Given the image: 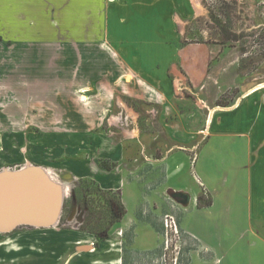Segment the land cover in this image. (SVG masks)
<instances>
[{
	"label": "crops",
	"instance_id": "obj_1",
	"mask_svg": "<svg viewBox=\"0 0 264 264\" xmlns=\"http://www.w3.org/2000/svg\"><path fill=\"white\" fill-rule=\"evenodd\" d=\"M168 1L0 0V119H9V106L15 103L4 95L5 91L6 93L8 91L5 89H9L10 86L7 79L8 72L12 70L19 73L21 70H26L25 56L29 58L31 56L29 60L34 63L29 66L30 68L52 65L50 83L52 107H46L50 115L45 118L52 119V129L48 134L52 137L80 136L78 149V146L72 149V147L68 148L70 146L68 144L55 142L52 155L69 160L73 168L82 169V178L94 181L102 190L119 191L121 203L125 208L126 225L135 215L146 217L144 222L146 228L143 230V237L138 241L140 246L148 242L153 244L154 241H150L145 232H150L156 240L151 230L160 222L161 217L170 215L176 218L178 227L184 234L183 241L186 239L192 246L187 264H264L262 255L264 191L260 189V185L264 187V89L250 95H246L249 91L247 90L230 104L233 106H228L225 111H216L209 126L206 125L208 116L206 112L205 135L202 134L201 128L198 130L186 128L184 126L186 123L182 119L174 121L169 117H161L157 128L161 138L154 139L158 135L155 130L146 132L142 137L143 141L131 135L125 136L121 142L114 137L117 134L115 126L111 127L108 123L111 105L104 106L100 100H97V103L92 102L93 107H91L89 103H85L88 101H84L79 107L74 108L68 93L70 89L79 85L78 81L69 83L67 78L58 80L56 74L58 71L70 72L74 79L83 72L87 76L90 70L104 73L117 72L110 75L108 79L111 81H106L107 84L103 86L107 85L114 92H123L130 97L141 99L144 96L139 95V91L145 90L148 94L146 89H152L156 93L151 95L152 101L157 105H166L169 99V86L164 78L167 67L159 68V64L157 65L154 59L170 53L169 29H167ZM154 8L156 12L153 11ZM138 16L144 18L139 20ZM154 16H156L155 37L151 28ZM145 18L151 22L148 23ZM163 39H165L163 46L161 45L159 49L153 47L154 41L162 44L163 42L160 41H164ZM177 52L171 51L176 57ZM201 53L202 50L199 49L197 59L194 58L193 61L185 56L186 54H183L184 58L179 59L180 65L186 68L184 70L186 76L191 73L192 78L195 79V82L190 81L192 86L197 84L207 71L206 61H202ZM91 55L100 58L94 65L88 63L90 60L88 57ZM124 55L133 59L137 65L132 66L124 59ZM68 61L70 63H67ZM151 62H155L154 65H151ZM122 72L124 80L126 76L130 78L123 85L120 79ZM100 75L103 74L98 73L96 78ZM176 76L173 77V94H177L176 85L183 77ZM3 77H6V80ZM149 79L155 84L149 82ZM95 81L92 79L89 86H96ZM37 83L34 85L35 88ZM18 85L17 81L16 86ZM83 86L85 85L82 84L81 87ZM59 94L64 95V100L59 98L61 97ZM24 103L21 102L20 105L24 106ZM18 107L21 109L20 106ZM130 114L132 112L126 115L131 116ZM28 117L31 119L30 116ZM215 125L218 127L215 128ZM7 128L8 126L6 130H2L0 137L15 132ZM94 129L96 130L93 131ZM10 131L12 133L9 134ZM202 135L206 138L201 146ZM163 136L168 138L163 140ZM178 136L191 142L186 149L188 153L186 159L183 153L181 156L179 152L185 149L179 150L184 143L180 142ZM215 137L220 139L214 141ZM4 140L9 142L11 139ZM138 141L144 144L146 152H149L147 148H150L152 152L159 150L161 153L159 159L153 156L150 159L148 156L145 158L152 161L154 169L145 174L143 182L120 175L121 167L127 163L132 151L135 153L140 150ZM2 155L0 163H3L6 157ZM82 155L81 161H73L66 157L70 156L74 159ZM91 159H96L103 165L98 166L95 162L94 165L89 162ZM200 159L203 165L198 171L196 164ZM104 164H111V170ZM216 164L221 170H226L227 176H242L248 182L244 209L241 210L247 224L237 230L241 233L247 232L250 235L248 241H243L244 239L239 241L234 234V227L232 229L223 225L225 230L218 231L212 229L211 223L203 221V217L208 216L209 219L213 216L217 195L219 194V198L221 196L209 186L218 175V171H214ZM141 165L140 167H147L144 161ZM183 175L187 178L185 181L181 178ZM125 187H131L133 190H125ZM202 189L205 190L204 196L209 201L201 206L198 202ZM184 193L187 194V198ZM226 201L228 202L224 215L229 216L236 211L232 210V203ZM261 222L262 224H259ZM122 228L124 229V226ZM202 229L207 232L208 245H200L195 237L194 233ZM65 231V237L62 236L64 240L52 238V250H50L52 253L45 264H136V256L131 255L130 252L135 251L137 242L127 247L128 250L125 252L119 249L105 253L107 248L103 246L105 242L111 241L99 242V246L96 247L97 241L90 235L73 230ZM187 232L194 236L193 239ZM78 241L84 244L76 245L75 242ZM8 251L9 245H0V264H43L39 259L42 257L36 252L33 253L31 261L26 262V258L20 254L22 250L17 253ZM13 260L16 261L11 262Z\"/></svg>",
	"mask_w": 264,
	"mask_h": 264
},
{
	"label": "rangeland",
	"instance_id": "obj_2",
	"mask_svg": "<svg viewBox=\"0 0 264 264\" xmlns=\"http://www.w3.org/2000/svg\"><path fill=\"white\" fill-rule=\"evenodd\" d=\"M168 3L167 29H169L168 41L170 48L168 50L170 53L178 50V56L176 57V55L168 52V55L158 56L154 59L157 65L159 64V68L167 67L164 78L169 86V99L166 105H157L152 101L151 95L156 94L152 89H146L148 94L145 93V90L139 91L138 94L145 97L141 99L130 97L123 92H114L107 85L103 86L105 83L107 84L106 81L109 80L110 75H114L117 72L104 73L90 70L87 76L83 72L75 79L70 72L58 71L56 73L58 80L67 78L69 83L78 81L77 84L79 85L70 89L71 91L68 93L74 108L79 107L84 101H88L85 103H89L91 107H93L92 102L97 103L99 100L104 106L111 105L108 123H110L111 127L115 126L117 134L114 137L117 141L121 140L123 142L125 136L131 135L137 136V140H142L146 132L155 130L158 135L154 139L161 138L157 129L160 123L159 118L161 117H169L174 121H181L182 119L186 123L184 124L186 128L196 130L201 128L203 130L202 134L205 135L204 121L208 108L218 106L222 111H225L228 106H233L230 104L247 90L264 82V0H169ZM163 10L165 11L164 8ZM153 11L156 12L155 8ZM142 18L144 17L138 16L139 20ZM155 18L156 16L153 17V23L151 24L154 37L156 36V30L154 29ZM149 21L147 19L148 23ZM163 40L160 41L163 42L162 44L154 41L153 47L159 49L165 43V39ZM199 49L202 50L201 59L206 61L205 67L207 71L204 77L200 78V80L198 79V83L192 86L190 81L195 82V79L192 78L191 73H189L190 77L186 76V73H184L186 68L184 69L180 65L179 59L181 57L184 58L183 54H186L185 56L193 61L194 58L197 59ZM88 58L90 59L88 62L90 65H94L100 59L95 55H91ZM29 59H31V56L30 58L25 56L24 66H26V70H21L19 73L10 70L7 75L10 86L9 89H5L9 92L7 91L6 93L5 91L4 95L8 100L15 101V103L9 106V119H0V133L4 129L6 130L7 126V129L15 132L12 133L10 131L9 134H12L0 137L3 140L11 139L9 140L10 144L8 141L5 142V140L1 141L0 139V156L3 157L2 154L6 156L3 163H0V171L4 169H22L30 165L38 166L55 183L67 186L68 191L64 197L59 220L53 228L34 229L21 227L9 234H0V240L4 239L0 242V245H9L8 252L17 253L22 250L20 254L26 258V262L31 261L33 253L36 252L42 257L39 258L41 259L40 261L45 264L47 263V258L50 257V253H52L50 252L52 250V238L56 237L64 240L65 238L62 236L65 237V230H73L95 238L97 241L96 247L99 246V242L111 241L109 243L105 242L103 246L107 248L105 253L119 251V249L125 252L128 250L127 247L135 245L143 237V230L146 228L144 224L146 217L144 215H135L126 225V216L124 215L122 219H118L109 210L108 202H105L107 199L115 198L114 192L106 195V198L100 194H95L100 187L94 181L82 178V169L73 168L68 162L69 160L62 157L56 158L52 155L55 142L62 145L68 144L70 145L68 148L72 147V149L78 146V149L80 136L52 137V135L48 134L49 130L52 129V119L45 118L50 115L46 107H52V88L50 87L52 85L50 84L52 82V65L46 64L30 68L29 66L34 63ZM124 59L130 62L132 66L137 65L127 55H124ZM67 63L70 62L68 61ZM154 63L151 62V65H154ZM98 73L103 75L96 78ZM179 74L181 75L179 76ZM174 76L177 78L183 76L179 79L178 85H176L177 79L175 80L177 94L172 93ZM3 79L6 80V77H3ZM92 79L96 80L94 82L96 86L92 85L90 87L89 83ZM120 79H122L121 85L130 80L128 76L124 80L123 72ZM150 79H152L151 76ZM150 79L148 81L153 83L154 81ZM17 81L19 82L18 86H16ZM36 83L37 86L35 88L34 85ZM82 84L85 86L81 87ZM41 86L44 88H41ZM59 95L61 96L59 98L64 100V95ZM41 99L47 101H37ZM21 102H25L24 106L20 105ZM130 112H132L131 116L126 115ZM108 123L106 121V126ZM214 127L217 128L218 126L215 125ZM127 130H130V133ZM167 138L165 136L162 137L163 140ZM205 138L202 135L201 146ZM178 139H181L180 142L184 143L179 150H185L179 152L181 156L183 153V157L186 159L188 154L186 149L191 142L181 136H178ZM219 139L220 137L213 138L214 141ZM137 145L140 150L135 153L132 151V155L126 161L127 163L122 165L120 175L143 182L145 174L154 169L153 164H151L152 161H148L145 158L148 156L150 159L153 156L159 159L161 153L159 150L152 152L150 148H147L149 152H146L144 144L140 141L137 142ZM66 157L73 161H81L83 155L80 157L76 156L74 159L70 156ZM143 161L147 163L146 168L140 167ZM89 162L94 165L97 163L100 166V162L98 163L96 159H91ZM90 163H88L89 166ZM104 165L111 170V164ZM196 165L199 171L203 165L202 159ZM214 171H218V175L209 186L213 188V191H218L221 196L219 198V194L217 195L218 200L216 201L215 209H213V216L209 219L208 216L203 217V221H208L212 224V229L218 231L225 230L223 225L232 227V229L234 227L233 231L237 239L239 241L243 239V241H248L250 235L247 232L241 233V231H237L240 226L247 224V221H245L246 217L242 215L241 210L244 209V198L247 195L248 182L242 176H227L226 170H221L217 164L216 168L214 165ZM181 178L185 181L186 177L183 175ZM195 185L197 186L196 183ZM86 189L88 192H85ZM130 189L131 187H125V190ZM260 189L264 191L262 185H260ZM204 194L205 190L202 189L198 202L201 206L209 201ZM183 195L186 197L187 194ZM226 200L232 203V210L236 211L233 214L230 213L229 216L224 215V209L227 208L226 203L228 202ZM166 216L172 218L176 230L173 225H169L168 229L165 228L164 220ZM98 217L101 221L97 225L95 222ZM159 220L160 222L151 230L156 236V240L150 232H145L146 237L150 241H154L153 244L148 242L140 246L138 243L135 246V251L130 252L131 255L136 256V264H187L192 246L191 244L189 245L186 239L183 241L184 234L178 227L176 218L165 215ZM89 224L99 230H106L108 237L102 239L100 236L96 237L91 233H87L86 230L83 231L82 229H86ZM259 224H262V222ZM122 226H124V229ZM206 233L203 229L194 233L200 245H208L206 242L209 243V240L206 237ZM188 236L192 239L194 237L191 233H188ZM75 244L83 245L84 243L78 241ZM112 244L114 245L113 247ZM77 247L79 248L80 246ZM262 255L264 257V249Z\"/></svg>",
	"mask_w": 264,
	"mask_h": 264
},
{
	"label": "water",
	"instance_id": "obj_3",
	"mask_svg": "<svg viewBox=\"0 0 264 264\" xmlns=\"http://www.w3.org/2000/svg\"><path fill=\"white\" fill-rule=\"evenodd\" d=\"M64 195L41 167L0 171V234L21 227L44 229L59 220Z\"/></svg>",
	"mask_w": 264,
	"mask_h": 264
},
{
	"label": "trees",
	"instance_id": "obj_4",
	"mask_svg": "<svg viewBox=\"0 0 264 264\" xmlns=\"http://www.w3.org/2000/svg\"><path fill=\"white\" fill-rule=\"evenodd\" d=\"M100 165H102V163H100ZM110 170V169H109ZM85 192H88V190L86 189ZM115 194V198L113 199H107L105 200V202H108V208L109 210L118 218V219H122L125 215V208L123 206V204L121 203V198H120V193L119 191H104L102 189H98L97 192L95 194H100L101 196H104V198H106V195L108 194ZM87 203H89V201L86 200ZM101 221V219H99V217L97 218V221L95 222V224ZM84 224V222H83ZM91 224V222H90ZM88 225V227L83 228V231H87V233H91L94 236L98 237L100 236L102 239H106L108 236V233L106 232V230H99L98 228H95L94 226ZM94 224V225H95Z\"/></svg>",
	"mask_w": 264,
	"mask_h": 264
},
{
	"label": "bare ground",
	"instance_id": "obj_5",
	"mask_svg": "<svg viewBox=\"0 0 264 264\" xmlns=\"http://www.w3.org/2000/svg\"><path fill=\"white\" fill-rule=\"evenodd\" d=\"M198 7V6H197ZM198 12H199V9H198ZM261 89H264V82H262V83H259V84H257L256 86H254L253 88H251L247 93H246V95H250V94H252V93H254V92H256V91H258V90H261ZM246 95H244V96H246ZM234 107H236L235 105H234ZM216 111H222V109L220 108V107H218V106H216V107H214V108H208V111H207V113H208V116H207V121H206V125H210V123H211V119H212V117H213V114L216 112ZM31 166V165H30ZM8 170H10V171H16V170H19V169H15V170H11V169H8ZM53 181V180H52ZM58 184V183H57ZM60 187H61V189H62V192H63V195H64V197H65V194L67 193V191H68V188H67V186H62V185H60ZM184 194H186V193H184ZM28 228H31V227H28ZM50 228H53V227H49V228H44V229H50ZM34 229H36V228H34ZM38 229V228H37ZM17 230V229H16ZM15 231V230H14ZM13 231V232H14ZM11 233V232H10ZM6 234H9V233H6ZM6 234H4V235H6Z\"/></svg>",
	"mask_w": 264,
	"mask_h": 264
},
{
	"label": "built area",
	"instance_id": "obj_6",
	"mask_svg": "<svg viewBox=\"0 0 264 264\" xmlns=\"http://www.w3.org/2000/svg\"><path fill=\"white\" fill-rule=\"evenodd\" d=\"M169 225H171V226L173 225L174 226L173 221H172V218L166 216L165 217V220H164V226H165L166 229H168ZM174 228L176 230V227L175 226H174Z\"/></svg>",
	"mask_w": 264,
	"mask_h": 264
}]
</instances>
